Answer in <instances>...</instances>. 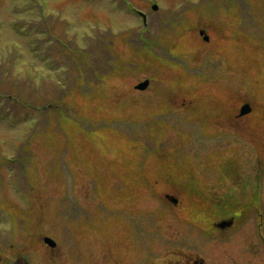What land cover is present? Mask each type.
I'll use <instances>...</instances> for the list:
<instances>
[{"label":"rangeland","instance_id":"1","mask_svg":"<svg viewBox=\"0 0 264 264\" xmlns=\"http://www.w3.org/2000/svg\"><path fill=\"white\" fill-rule=\"evenodd\" d=\"M126 1L0 0V264H182L190 211L264 218V0Z\"/></svg>","mask_w":264,"mask_h":264},{"label":"flooded vegetation","instance_id":"2","mask_svg":"<svg viewBox=\"0 0 264 264\" xmlns=\"http://www.w3.org/2000/svg\"><path fill=\"white\" fill-rule=\"evenodd\" d=\"M260 172V174L256 175L255 186L251 187L248 185V187L253 188V195H251L248 203L253 205L254 210L258 209L256 206L263 201V195L261 193L264 189V170L262 167ZM195 192L197 194L192 195V198L193 201L198 202L203 198L202 192ZM213 203L208 205L203 212L196 208L195 211H190L191 231H189L187 236V246L190 254L189 259L181 263L264 264V218L260 214L259 209L258 215L262 222L256 225L257 231L254 234H252V230L251 233H247L246 231L241 233L240 228H243V226L251 222L249 218L244 216L245 214L242 213V209L240 210L239 207V211L237 212L223 214L219 211L221 199L218 198ZM222 220L223 222H221ZM237 224L240 229L239 233L236 230L232 234H228L232 228H236ZM196 247L204 248L202 253L205 255L203 256L198 252H194ZM8 264H17V260Z\"/></svg>","mask_w":264,"mask_h":264},{"label":"water","instance_id":"3","mask_svg":"<svg viewBox=\"0 0 264 264\" xmlns=\"http://www.w3.org/2000/svg\"><path fill=\"white\" fill-rule=\"evenodd\" d=\"M154 8H156V6ZM200 34L205 36L204 31H200ZM204 39L207 41L209 38H208V36H205ZM148 86H149V81L146 80V81L140 83L139 85H137L136 88L140 89V90H145ZM249 112H250V106L248 104L244 105L241 109V115H245ZM167 198L169 200L173 201L174 203H176V200L174 198L169 197V196H167ZM44 241H45V243L50 244L51 246H55V244H56L52 239H50L48 237H46L44 239Z\"/></svg>","mask_w":264,"mask_h":264}]
</instances>
